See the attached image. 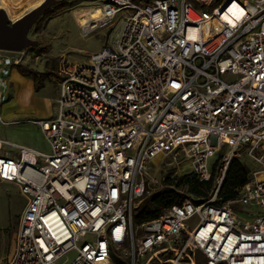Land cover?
Returning <instances> with one entry per match:
<instances>
[{"label": "built area", "instance_id": "2783aa9c", "mask_svg": "<svg viewBox=\"0 0 264 264\" xmlns=\"http://www.w3.org/2000/svg\"><path fill=\"white\" fill-rule=\"evenodd\" d=\"M97 10L90 29L119 18L121 30L63 72L54 117L29 120L48 151L0 138V180L25 200L7 264L71 252L67 264H264V0H101ZM12 62L1 58L0 105ZM178 153L213 194L136 225L151 162ZM243 155L261 169L219 202Z\"/></svg>", "mask_w": 264, "mask_h": 264}, {"label": "rangeland", "instance_id": "374dc122", "mask_svg": "<svg viewBox=\"0 0 264 264\" xmlns=\"http://www.w3.org/2000/svg\"><path fill=\"white\" fill-rule=\"evenodd\" d=\"M39 1L0 0V7L7 9L10 17L16 19ZM63 2H65V6L62 4ZM100 3L101 0H56L40 16L38 22L28 33L31 39L38 41L35 46L28 47L23 51V55L18 52L0 50L1 57H10L13 64H16L14 60L22 55L18 64L25 69L36 71L41 87V90L34 94L31 93L28 85L16 89L14 103L8 106L4 105L1 115H5L8 110V114L13 111L16 115H25L21 119L31 120L40 118L38 114L43 111L52 113L55 111L54 100L58 88L56 85V82L59 81L58 75L68 71L75 64L86 63L89 55L99 51L104 45L111 44L121 30L119 18L102 26L84 29L86 23L98 15L94 8H99ZM13 67L15 66H11V68ZM15 68L18 70L17 67ZM12 75L13 71H11ZM25 120H21L23 122L21 124L2 125L1 133L8 140L27 147L46 150L47 143L40 129ZM225 151L222 149L211 158L210 162L214 164V167L221 161V156ZM11 152L13 155L19 156L18 151L12 150ZM240 160L248 167L249 175L253 171L258 172L261 169L246 155H243ZM149 172L154 181L149 183L147 192L137 201L136 207L163 187V179H167L169 187L178 193L176 200L197 199L189 192L190 181L196 177L185 154L157 156L151 162ZM262 175L263 173L258 174V176ZM213 191L211 188L207 194L212 195ZM24 202V197L19 193L17 186L0 180V264H7L13 253L15 234ZM73 254V252L67 254L56 264H67Z\"/></svg>", "mask_w": 264, "mask_h": 264}, {"label": "trees", "instance_id": "16d2710c", "mask_svg": "<svg viewBox=\"0 0 264 264\" xmlns=\"http://www.w3.org/2000/svg\"><path fill=\"white\" fill-rule=\"evenodd\" d=\"M65 6V2L62 3ZM59 8V7H57ZM18 71L23 75H30L35 79V90L39 89L37 72L31 69H25L20 64H17ZM196 177V176H195ZM249 180V169L241 162L240 159L234 158L230 161L225 176L219 187L217 197L219 202L233 199L236 197L238 190ZM163 187L150 196L145 202L140 203L134 210L133 221L139 225L147 220L158 217L165 209L181 201L176 200L178 193L175 189L169 187L167 179L162 180ZM189 192L198 199H204L210 195L207 192L213 186V180L202 181L197 177L192 179L189 184Z\"/></svg>", "mask_w": 264, "mask_h": 264}, {"label": "water", "instance_id": "95a60500", "mask_svg": "<svg viewBox=\"0 0 264 264\" xmlns=\"http://www.w3.org/2000/svg\"><path fill=\"white\" fill-rule=\"evenodd\" d=\"M55 1L48 0L37 12L25 13L13 21H10L0 9V50L23 52L28 47L35 46L38 41L31 39L28 33Z\"/></svg>", "mask_w": 264, "mask_h": 264}, {"label": "crops", "instance_id": "0c3cea01", "mask_svg": "<svg viewBox=\"0 0 264 264\" xmlns=\"http://www.w3.org/2000/svg\"><path fill=\"white\" fill-rule=\"evenodd\" d=\"M21 53L23 55V52H20L19 54H21ZM1 58L2 57L0 55V64H1ZM11 66L17 67V64H13ZM11 66L8 67V72H7L6 75H4V78L7 81V86H6V92H5V99L0 105V119L3 122H7L9 125H11V124H21V123H23L21 120H25V119H21L22 117H25V115L19 116V115H16V113H14L13 111L9 112V114H8V110H7L5 115H1V109H2V107L4 105L8 106V105L14 103V95H15L16 89H20L21 86H24V85L27 86L28 85L30 87V91H31L32 94H34L36 92H39L41 90L40 89L41 87H40L39 83H38L39 89L37 91L35 90V79L32 76L23 75L15 67L11 68ZM9 68H11L10 71H9ZM11 71H13V75L12 76H11ZM62 75H63L62 73L58 75L59 81L56 82V85H58V88H57V94H56V97H55V100H54L55 110H56V100H57V97H58L59 82H60V79H61ZM54 115H55V111L53 113L51 111H43L40 114H38V116L40 117L38 119H48V118L54 117ZM27 121H29V120H27ZM8 124H3L2 122H0V138H3L5 140L10 141V142L15 143V144L22 145V144H20L18 142H14V141L8 140V138H6L1 133L2 132V130H1L2 125H8ZM22 146L27 147L25 145H22ZM27 148L35 149V150L42 151V152H47L48 151V144H47V149L46 150L44 148H42V149H37V148H33V147H27ZM12 150L13 151H17L15 149L11 148V147H5V151H6V153L8 155L15 156V155L12 154V152H11ZM14 247H15V244H14Z\"/></svg>", "mask_w": 264, "mask_h": 264}, {"label": "bare ground", "instance_id": "6f19581e", "mask_svg": "<svg viewBox=\"0 0 264 264\" xmlns=\"http://www.w3.org/2000/svg\"><path fill=\"white\" fill-rule=\"evenodd\" d=\"M48 2V0H40L37 4L33 5L32 7H30L28 10H26L24 13H22L20 16H22L23 14L25 13H28V12H37L38 9H40L43 5H45L46 3ZM4 11V13L6 14L7 18L11 19V20H15V19H12L10 17V14L8 12L7 9L5 8H1ZM94 11H96L98 13V10L94 8ZM19 16V17H20ZM18 18V17H17ZM16 18V19H17ZM90 21V20H89ZM89 21L86 23V25L84 26V29H87L88 28V24H89ZM80 26V25H79Z\"/></svg>", "mask_w": 264, "mask_h": 264}]
</instances>
